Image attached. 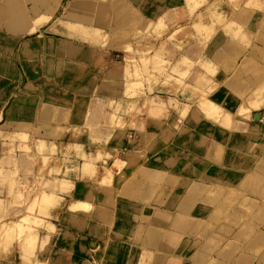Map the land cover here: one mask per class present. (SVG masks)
<instances>
[{
	"label": "crops",
	"instance_id": "obj_1",
	"mask_svg": "<svg viewBox=\"0 0 264 264\" xmlns=\"http://www.w3.org/2000/svg\"><path fill=\"white\" fill-rule=\"evenodd\" d=\"M0 264H264V0H0Z\"/></svg>",
	"mask_w": 264,
	"mask_h": 264
},
{
	"label": "rangeland",
	"instance_id": "obj_2",
	"mask_svg": "<svg viewBox=\"0 0 264 264\" xmlns=\"http://www.w3.org/2000/svg\"><path fill=\"white\" fill-rule=\"evenodd\" d=\"M181 25H184V24H181ZM158 28V27H157ZM161 34H162V40L160 41V46H161V49L164 50V49H168V33L170 31H172L173 33L175 32H185V26L183 28L181 27H177V26H174L172 29H175V30H168V28L166 27V25L164 24V26L161 24ZM192 33V32H191ZM194 34H199L200 32H198L197 30H194L193 32ZM166 39V40H165ZM177 48H179V46H177ZM166 63H162V66H167V60H164ZM204 107V109H203ZM201 110L205 113L206 117H213L214 120H217L218 117H222V111L221 109H219L218 107L216 106H213L212 104H203L202 105V108ZM227 115H225L224 117H222V123H227ZM24 138V136H22ZM165 143H167V141H165ZM44 193H41L40 196L38 197V200L35 202L34 200V205L37 204V205H40L38 206L41 207L42 205H46V204H51L53 201L51 199V197L49 195H46ZM39 210V209H38ZM39 212V211H38ZM17 227V230H18V234L26 229L28 232L31 230V229H36L37 227H42V222L40 219H37V218H33L32 220H29L27 218H21L15 225Z\"/></svg>",
	"mask_w": 264,
	"mask_h": 264
}]
</instances>
